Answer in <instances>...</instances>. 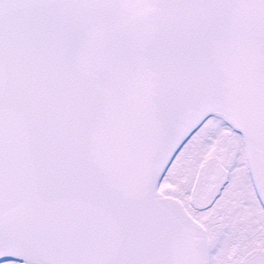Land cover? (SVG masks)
Instances as JSON below:
<instances>
[{
	"label": "snow or ice",
	"instance_id": "1",
	"mask_svg": "<svg viewBox=\"0 0 264 264\" xmlns=\"http://www.w3.org/2000/svg\"><path fill=\"white\" fill-rule=\"evenodd\" d=\"M0 264H264V0H0Z\"/></svg>",
	"mask_w": 264,
	"mask_h": 264
}]
</instances>
